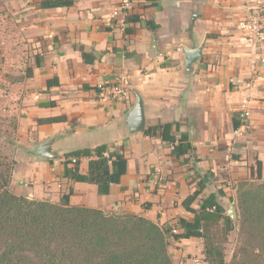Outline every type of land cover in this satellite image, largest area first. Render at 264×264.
Instances as JSON below:
<instances>
[{
    "label": "crops",
    "instance_id": "1",
    "mask_svg": "<svg viewBox=\"0 0 264 264\" xmlns=\"http://www.w3.org/2000/svg\"><path fill=\"white\" fill-rule=\"evenodd\" d=\"M45 1L0 0L7 71L13 75L18 61L23 70L13 85V193L59 202L71 189L72 205L143 216L175 231L179 219L192 218L183 201L199 181L204 189L191 207L221 191L217 201L228 216L231 183L252 178L256 161L264 180V46L249 45L237 29L259 0H133L123 25L112 18L118 0L41 8ZM199 47L200 58L186 70L184 51ZM121 80L131 93L102 101L98 87ZM135 93L143 102L145 131L177 123L179 132L171 135H189L195 151L187 161H174L159 136L129 132L125 121ZM243 110L248 117L241 120ZM234 116L241 120L237 129ZM49 140L53 158L32 155ZM100 145L127 162L120 183L103 195L65 176V155ZM88 162L81 159L80 175ZM200 242L170 240L173 263L193 264L189 254L202 257Z\"/></svg>",
    "mask_w": 264,
    "mask_h": 264
},
{
    "label": "trees",
    "instance_id": "2",
    "mask_svg": "<svg viewBox=\"0 0 264 264\" xmlns=\"http://www.w3.org/2000/svg\"><path fill=\"white\" fill-rule=\"evenodd\" d=\"M73 1L49 0L42 2L41 8L70 7ZM145 26L152 32L157 30L152 22ZM83 60L93 63L94 58L83 55ZM30 75L28 70L26 76ZM237 118H233L234 129L241 125ZM173 129L179 132V125L147 129L145 135L159 136L171 147L174 161L185 162L195 148L188 134L172 136ZM64 158L65 176L73 182L97 186L100 195L106 194L110 185H118L127 171L124 156L106 145L73 151ZM85 158L89 159L88 170L80 175V161ZM71 159L76 162L70 168ZM14 166V157L10 159L0 149V264H174L170 240L185 242L194 238L204 241L205 263L226 264L224 247L214 244L208 233L213 226L222 225L224 234H228L234 223L217 201L221 191L200 199L198 209L191 207L204 189L202 181L183 201L192 218L179 219L173 232L143 216L72 205L71 189L59 202L16 195L10 189ZM251 175L249 180L238 182L235 189L239 247L228 264H264V180L259 161Z\"/></svg>",
    "mask_w": 264,
    "mask_h": 264
},
{
    "label": "rangeland",
    "instance_id": "3",
    "mask_svg": "<svg viewBox=\"0 0 264 264\" xmlns=\"http://www.w3.org/2000/svg\"><path fill=\"white\" fill-rule=\"evenodd\" d=\"M4 24L0 20V149L5 153L10 159L13 158V150L15 148V138L16 132L14 130L15 124L17 125V116L15 114V109L13 107V99L16 90L14 88L16 80L21 77L22 68H20L21 61L16 62L17 67L12 69L13 75L9 74L7 71V38L5 37ZM8 75H12L13 81H4V77L8 78ZM15 80V81H14ZM237 183H231L233 190L237 188ZM12 191V190H11ZM235 195V192H234ZM235 197V196H234ZM235 201V199H234ZM234 211L236 213V219L232 221L234 223V229L228 234H224V228L222 225L213 226L208 233L209 238L214 241V244L221 245L224 247V261L228 264L231 261L234 251L239 247V232H238V209L236 204H233ZM227 216V214H226ZM201 245L204 250V241L201 240ZM186 255L185 258L191 260L193 264H203L204 256L202 252V257L192 254ZM207 264V263H206Z\"/></svg>",
    "mask_w": 264,
    "mask_h": 264
},
{
    "label": "built area",
    "instance_id": "4",
    "mask_svg": "<svg viewBox=\"0 0 264 264\" xmlns=\"http://www.w3.org/2000/svg\"><path fill=\"white\" fill-rule=\"evenodd\" d=\"M133 0H118L117 6L112 12V18L117 19L123 25L124 19L128 16ZM237 29L243 34V39L251 46H264V0H259L251 14L241 21ZM264 62V60L262 61ZM102 101L124 99L131 93V87L126 80L113 84L101 85L98 87ZM248 117V112L243 110L239 115L241 120ZM239 131H235L238 135ZM75 159L71 160L73 165ZM174 232V231H173Z\"/></svg>",
    "mask_w": 264,
    "mask_h": 264
},
{
    "label": "water",
    "instance_id": "5",
    "mask_svg": "<svg viewBox=\"0 0 264 264\" xmlns=\"http://www.w3.org/2000/svg\"><path fill=\"white\" fill-rule=\"evenodd\" d=\"M202 47H199L194 50H185V67L186 70H190L191 65L194 64L201 56ZM136 102L133 107L130 109L126 116L125 124L127 125L129 132L132 134L143 133L145 131V121H144V108L141 97L135 93ZM52 140H49L41 145H39L32 155L42 158V159H51L53 158L50 146ZM228 217L234 221L236 219V213L234 207L231 206L228 212Z\"/></svg>",
    "mask_w": 264,
    "mask_h": 264
}]
</instances>
